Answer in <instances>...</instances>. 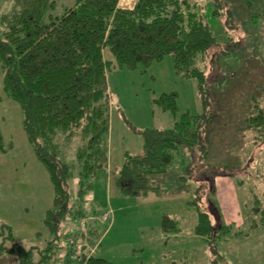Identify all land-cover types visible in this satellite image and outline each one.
<instances>
[{
	"label": "trees",
	"instance_id": "obj_1",
	"mask_svg": "<svg viewBox=\"0 0 264 264\" xmlns=\"http://www.w3.org/2000/svg\"><path fill=\"white\" fill-rule=\"evenodd\" d=\"M201 1L137 0L125 8L118 6V0H74L62 14L53 15L54 0H11V10L0 14L3 91L18 103L27 142L53 187L52 205L43 217L48 237L37 232L21 242L0 220V264H72L76 251L63 240V230L72 218H78L81 227L89 215H100L90 210L88 201L96 172L109 162L107 73L114 68L148 67L165 55H171L176 74L196 80L202 110L178 114L177 93L156 97L154 103L171 112L174 123L170 128L139 131L142 149L125 152L114 185L124 196L140 197L159 193L154 176L177 173L178 183L192 188L187 204L196 209L193 232L207 242L213 254L210 264H220L215 257L218 241L229 233L249 234L233 230L232 224L212 223L217 212L213 178L231 175L240 188L252 175L254 152L264 146V107L255 103L234 116L231 124L219 120L220 141L236 147L234 158L210 163L208 128L220 117L214 84L222 59L235 55L242 40L230 8L223 0H211L213 14L221 16L226 27V36L219 41L203 16ZM74 138L81 140L74 152L63 150L62 145ZM5 151L0 129V152ZM260 191V196L251 192L250 203H241L250 231L264 229V187ZM94 228L90 221L86 233H81L88 236ZM161 228L174 233L178 223L164 214ZM77 255L76 264H110L85 247Z\"/></svg>",
	"mask_w": 264,
	"mask_h": 264
},
{
	"label": "rangeland",
	"instance_id": "obj_2",
	"mask_svg": "<svg viewBox=\"0 0 264 264\" xmlns=\"http://www.w3.org/2000/svg\"><path fill=\"white\" fill-rule=\"evenodd\" d=\"M54 1L53 15L62 14L65 8L74 4V0ZM136 1L118 0V6L130 8ZM223 2L231 10L242 45L235 55L222 59L213 88L216 112L220 117L216 124L212 123L208 128L211 134L208 161L216 164L233 159L231 155H234L236 148L229 141H226L229 147L220 141L222 133L218 126L221 124L219 120L231 124L235 120L234 116L238 118L241 113L253 108L255 103L259 108L264 107V0ZM201 3L204 4L203 16L210 29L219 41L224 40V19L213 14L215 6L211 0H202ZM11 5V0H0V14L10 11ZM104 54L109 57L107 49H104ZM106 80L110 108L107 136L109 162L107 167L96 172L88 201L90 210L100 215H89L85 227L82 224L80 227L78 218H72L63 230V240L69 242L76 251L72 256V264H76L77 253L83 247L110 264H210L213 254L207 242L193 232L196 209L187 204L191 199L192 188L189 184L171 181L174 174L168 175L164 176L168 181L162 183L160 180L159 193L130 197L120 194L113 181L115 172L124 161L125 152L136 154L141 151L143 140L140 130L147 127L170 128L173 125V114L157 106L154 103L156 97L162 93L175 92L178 114L201 112L196 80L176 74L171 55H165L148 67L139 65L133 70L111 69ZM4 97L6 95L0 75V109H6ZM16 111L11 118L7 113L5 118H2V114L0 117L2 139L7 146L12 142L11 151L0 152V207L11 204V200L16 202L11 204L14 209L21 208L28 214L21 218L18 213L4 220L0 216V220L11 226L14 237L26 242L34 237L30 235L22 238V233L29 231V226L39 227L41 224L44 227L41 212L47 203L52 205L53 187L50 180L47 182L43 174L39 173L45 169L31 147L24 142L27 139L18 106ZM225 126L233 128V125ZM20 138L26 146L20 144ZM80 142V138H74L67 145L63 144L62 149L73 153ZM255 151V163L250 169L252 175L247 180L243 176L246 183L242 187L236 185L231 175L213 178L217 212L212 216V223L232 224L233 230L239 228L249 231L246 236L243 234L238 237L229 233L228 237L218 241L215 257L220 264H264V229L250 231L249 223L242 216L244 205L241 206L245 200L250 203L251 192H257L260 196V190L264 187V180L261 179L264 178V146ZM232 162L238 161L234 159ZM105 213L108 216L101 219ZM164 214L177 221L178 231H162L161 219ZM90 221L95 224V233L86 236L81 232L86 233Z\"/></svg>",
	"mask_w": 264,
	"mask_h": 264
},
{
	"label": "crops",
	"instance_id": "obj_3",
	"mask_svg": "<svg viewBox=\"0 0 264 264\" xmlns=\"http://www.w3.org/2000/svg\"><path fill=\"white\" fill-rule=\"evenodd\" d=\"M1 75V77H2V74H0ZM7 97H4V103H5V106H6V109H4V108H2V109H0V117H1V114H2V118H5L4 116H5V114L7 113L8 114V116L11 118L12 116H13V113L14 114H16L17 113V111H16V107L18 106L19 107V105H18V103H16V102H14V101H10V99H6ZM0 102H1V100H0ZM20 108V107H19ZM21 112V111H20ZM21 116V115H20ZM1 129V128H0ZM25 136V135H24ZM26 140V139H25ZM4 142V146L6 147V151H11V149H12V142L11 143H9V145L7 146L6 145V143H5V141H3ZM24 142H27V140L26 141H24ZM20 144H24L25 145V143H23V141H22V139L20 138ZM26 144H28V142L26 143ZM29 145V144H28ZM26 146V145H25ZM30 146V145H29ZM5 151V152H6ZM33 152V151H32ZM1 155H2V153H0V159H1ZM39 164V163H38ZM38 167H39V165H38ZM43 167V166H42ZM44 168V167H43ZM45 172V173H44ZM41 171L40 170V172L39 173H42L43 174V177H45L44 178V180H47V182H48V180H49V176H48V173L46 172V170L45 171ZM48 177V178H47ZM177 178H178V174L177 173H174V175H173V177H172V180L171 181H174V182H178L177 181ZM154 182H156L159 186L161 185L160 184V180H161V182L163 183L164 181H168L169 179L168 178H166V177H162V175H157L156 177H154ZM50 182V181H49ZM51 183V182H50ZM49 184V183H48ZM38 194V193H37ZM53 196V195H52ZM53 199V198H52ZM36 202H38V200L36 199ZM10 203L12 204V203H16V202H13V201H11L10 200ZM11 204H4L3 205V208H1L0 207V213H1V215L0 216H2L1 218H3V220L4 219H9L8 217L10 216V215H13V216H17V214L19 213V217H23L25 214H28L26 211L25 212H23L22 210H21V208L20 209H14L13 208V206L11 205ZM51 206V204L50 203H47L45 206H43V208H45L42 212H41V219H43V217H44V214H45V211H46V209L48 208V207H50ZM19 212H18V211ZM6 221V220H5ZM41 225V224H40ZM39 225V227H37V226H35V225H33V226H29V231H27L26 233L24 232V233H22V238H24L25 236H30V235H32V236H34L37 232H40L41 234H42V237L43 238H46V237H48V233H47V231H46V229H45V227H41ZM25 226H28L27 224H25ZM43 226V225H42ZM38 228V229H37ZM16 238V237H15ZM17 239V238H16ZM18 240V239H17Z\"/></svg>",
	"mask_w": 264,
	"mask_h": 264
},
{
	"label": "built area",
	"instance_id": "obj_4",
	"mask_svg": "<svg viewBox=\"0 0 264 264\" xmlns=\"http://www.w3.org/2000/svg\"><path fill=\"white\" fill-rule=\"evenodd\" d=\"M108 216V214H103V215H101V219H105L106 217ZM82 227H85V221H82Z\"/></svg>",
	"mask_w": 264,
	"mask_h": 264
}]
</instances>
